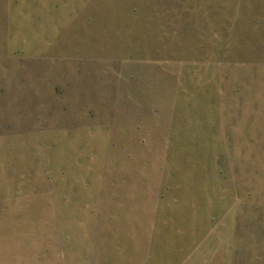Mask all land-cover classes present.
Here are the masks:
<instances>
[{
	"label": "rangeland",
	"instance_id": "rangeland-1",
	"mask_svg": "<svg viewBox=\"0 0 264 264\" xmlns=\"http://www.w3.org/2000/svg\"><path fill=\"white\" fill-rule=\"evenodd\" d=\"M0 264H264V0H0Z\"/></svg>",
	"mask_w": 264,
	"mask_h": 264
}]
</instances>
